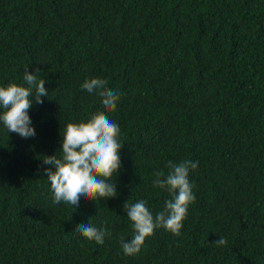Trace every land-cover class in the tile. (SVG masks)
<instances>
[{"label":"trees","instance_id":"1","mask_svg":"<svg viewBox=\"0 0 264 264\" xmlns=\"http://www.w3.org/2000/svg\"><path fill=\"white\" fill-rule=\"evenodd\" d=\"M26 66L48 97L32 98L35 137L0 123V264H264V0H0V86H26ZM93 77L120 93L106 115L122 166L116 198L77 210L53 204L42 159L67 122L104 111L81 88ZM169 160L198 162L181 235L158 228L125 255L124 202L161 211ZM88 221L104 244L75 233Z\"/></svg>","mask_w":264,"mask_h":264},{"label":"clouds","instance_id":"2","mask_svg":"<svg viewBox=\"0 0 264 264\" xmlns=\"http://www.w3.org/2000/svg\"><path fill=\"white\" fill-rule=\"evenodd\" d=\"M39 73V68L29 71L26 66L23 76L26 86L16 83L0 86V123L7 132L25 139L36 136L29 115L32 98L37 104H43L41 97H48L46 80ZM81 88L97 95L104 111L92 113L85 121L67 122L61 132L60 155H48L42 159L50 166L44 168V173L50 182L53 204L62 202L77 210L82 199L99 201L118 196L115 177L122 166L120 149L123 147L119 124L106 115V112L116 110L119 91L109 88L108 81L98 77L85 79ZM166 167L167 173L157 171L152 181L153 187L169 194L161 211L153 214L145 200L124 202L123 208L133 230L131 239H120L125 255L138 254L145 239L154 235L158 228L175 236L181 235L189 205L196 200L189 173L198 167V162L169 160ZM75 233L99 245L111 235L107 229L97 228L90 221L78 225ZM214 243L223 247L227 240L221 236Z\"/></svg>","mask_w":264,"mask_h":264}]
</instances>
